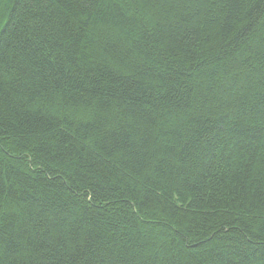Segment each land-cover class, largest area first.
Listing matches in <instances>:
<instances>
[{
	"label": "trees",
	"instance_id": "trees-1",
	"mask_svg": "<svg viewBox=\"0 0 264 264\" xmlns=\"http://www.w3.org/2000/svg\"><path fill=\"white\" fill-rule=\"evenodd\" d=\"M0 264H264V0H0Z\"/></svg>",
	"mask_w": 264,
	"mask_h": 264
}]
</instances>
